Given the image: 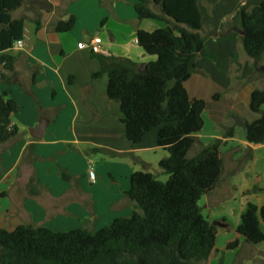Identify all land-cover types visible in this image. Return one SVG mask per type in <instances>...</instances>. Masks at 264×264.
Instances as JSON below:
<instances>
[{
	"label": "crops",
	"instance_id": "crops-1",
	"mask_svg": "<svg viewBox=\"0 0 264 264\" xmlns=\"http://www.w3.org/2000/svg\"><path fill=\"white\" fill-rule=\"evenodd\" d=\"M262 2L199 0L206 23L202 33L215 34L207 38L186 84L192 99L206 103L204 126L193 135L196 144L191 152L197 155L219 141L224 165L218 184L199 202L205 218L218 230L210 264L236 239L239 247L230 251L231 260L224 264L264 261V251L257 255L253 251L260 246L246 243L237 233L248 204L264 206V145L250 144L244 125L259 118L250 101L254 91H264V57L256 71L254 61L241 53L242 31L236 17ZM72 17L71 30H56ZM13 18L24 20L23 48L9 52L15 58L14 71L1 68L10 83L5 84L0 75V93L17 103L11 121L18 134L0 144V229L13 232L32 225L56 232L82 228L96 233L118 219L130 218L134 204L125 193L132 175L149 172L166 182L169 175L159 164L170 153L158 144L163 126L132 147L120 105L107 97L108 75L94 78L101 70L97 56L147 66L155 57L139 46L138 31L153 32L164 23L140 21L132 0H24ZM95 37L102 40L107 55L91 52L88 46ZM39 127H44L41 134L36 131ZM100 153H107L115 164L99 169L100 181L96 174L103 187L86 176L89 167H97L93 158ZM231 192L243 197L240 209L230 203ZM108 215L112 219L104 225L101 222L109 220Z\"/></svg>",
	"mask_w": 264,
	"mask_h": 264
},
{
	"label": "trees",
	"instance_id": "trees-1",
	"mask_svg": "<svg viewBox=\"0 0 264 264\" xmlns=\"http://www.w3.org/2000/svg\"><path fill=\"white\" fill-rule=\"evenodd\" d=\"M140 21L165 24L153 32L138 31L137 41L145 54L155 57L140 73V65L130 60L97 56L101 70L94 75L109 77L107 97L120 105L127 138L137 148L142 138L163 126L159 146L170 157L160 162L169 178L161 182L154 174L137 172L125 193L134 204L128 219L92 233L86 229L56 232L46 227L22 225L15 231L0 229V264H210L216 249L217 228L203 215L199 202L213 190L223 174L221 142L189 157L196 140L193 135L204 126L203 100L192 99L186 88L196 71V60L209 36L199 0H132ZM24 0H0V75L14 71L15 58L9 54L22 40L24 20L13 15ZM157 8L159 11H157ZM236 21L243 35L240 42L261 68L264 57V2L252 11L241 10ZM75 19L57 26L59 32L74 27ZM264 91L253 92L250 108L259 118L245 122L246 139L264 145ZM17 103L0 93V144L13 139L18 130L12 125ZM264 206L248 204L237 233L250 245L264 243ZM239 239L227 244L239 247ZM221 260L220 263H222Z\"/></svg>",
	"mask_w": 264,
	"mask_h": 264
},
{
	"label": "rangeland",
	"instance_id": "rangeland-1",
	"mask_svg": "<svg viewBox=\"0 0 264 264\" xmlns=\"http://www.w3.org/2000/svg\"><path fill=\"white\" fill-rule=\"evenodd\" d=\"M159 11V10H158ZM148 21H151V22H153V23H158V21H154V20H148ZM161 23V22H160ZM165 27V24H163V26H162V28H164ZM162 28H160V29H162ZM155 31V30H154ZM239 42V41H238ZM241 53L244 55V56H246V52H245V50H244V48L242 47L241 48ZM151 58H154V57H152L151 56ZM257 77L259 78V79H263V75H262V73H258L257 74ZM196 153H194V150H193V152H191L190 153V156L191 157H193L194 155H195ZM106 157H108V158H106ZM93 161H94V163L97 165V167L94 169V171H95V173L97 174V176L99 177V181H100V176H101V172H100V168L102 167L103 168V170H106L107 169V167L108 168H113V167H115V164H114V161H113V159L112 158H110V156L107 154V153H100V154H98L95 158H93ZM78 166V165H77ZM78 168H79V166L77 167V170H78ZM76 170V171H77ZM89 170H90V167L88 168V170H87V175H86V173H84L86 176H88V178H89ZM110 170V169H109ZM111 171V170H110ZM152 171H154V170H152ZM112 172V171H111ZM83 174V175H84ZM105 175H103V177H104ZM108 178H109V176H107ZM63 179H67V176L66 175H63ZM63 179H61L62 180V182H65L66 183V181L67 180H63ZM52 180H55L54 178H52ZM83 180H85L84 178L82 179V180H80V181H83ZM90 180V179H89ZM55 181H57V180H55ZM68 182V181H67ZM91 182V181H90ZM92 183V182H91ZM96 183H99V182H96ZM93 184V183H92ZM92 184H91V186H92ZM101 186L100 187H103L104 185H105V183H99ZM104 184V185H103ZM57 184H55V186H56ZM86 186L91 190L92 188H91V186L89 185V182H88V179H87V181H86ZM229 195V201H230V203L231 204H233V205H235V206H237V208H239L240 209V207L242 206V203H244V199H243V197H240L239 195H236L235 193H233V192H231L230 194H228ZM114 214V213H113ZM108 217H109V220L107 219V218H105L104 219V221H102L101 223H105L104 225H107V223H108V221H111L110 219H112L111 217H112V215H108ZM240 218V217H239ZM233 219V218H232ZM113 221V220H112ZM241 221H242V219H241ZM106 228V227H105ZM220 231V230H219ZM253 246H256V245H253ZM258 246H260V248H259V250H257L255 247H254V252L256 253H258V251H264V243H261V244H259ZM231 250H228V251H223V252H221L220 253V256L218 257V258H214L213 260V264H220V262H221V260H223V262L221 263V264H224V262H227V261H229V260H231V252H230ZM257 253H256V255H257ZM234 257H235V255H233V259H234ZM261 260V259H260ZM261 261H263V260H261ZM259 262V263H254V264H264V261L263 262ZM232 263V262H231ZM232 264H234V261H233V263Z\"/></svg>",
	"mask_w": 264,
	"mask_h": 264
},
{
	"label": "built area",
	"instance_id": "built-area-1",
	"mask_svg": "<svg viewBox=\"0 0 264 264\" xmlns=\"http://www.w3.org/2000/svg\"><path fill=\"white\" fill-rule=\"evenodd\" d=\"M85 46V44L81 43L79 44V49H83V47ZM14 47L16 49H22L23 48V42L22 40L15 42ZM89 49L91 50V52L93 54H102V55H107L108 52L105 51L102 48V40L98 37H95L89 44ZM89 179L90 181L95 184L97 182V177H96V173L94 171L93 167H90L89 170Z\"/></svg>",
	"mask_w": 264,
	"mask_h": 264
},
{
	"label": "water",
	"instance_id": "water-1",
	"mask_svg": "<svg viewBox=\"0 0 264 264\" xmlns=\"http://www.w3.org/2000/svg\"><path fill=\"white\" fill-rule=\"evenodd\" d=\"M242 35H243V33H242ZM2 67L3 66H1V68ZM261 70L264 72V68H261ZM139 72L140 73H143V74L146 73L147 72V66L146 65H141L140 68H139ZM43 129H44V127H39L38 130H36V131L39 134H41ZM35 138L39 139L40 137H35ZM143 166H144L143 168L145 169V171H148L149 170V167L145 166V164Z\"/></svg>",
	"mask_w": 264,
	"mask_h": 264
}]
</instances>
